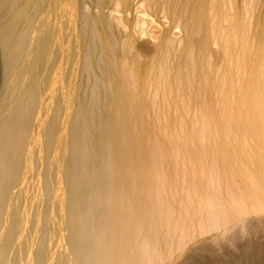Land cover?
<instances>
[{"label": "bare ground", "instance_id": "6f19581e", "mask_svg": "<svg viewBox=\"0 0 264 264\" xmlns=\"http://www.w3.org/2000/svg\"><path fill=\"white\" fill-rule=\"evenodd\" d=\"M0 60V264H264V0H0Z\"/></svg>", "mask_w": 264, "mask_h": 264}, {"label": "rangeland", "instance_id": "374dc122", "mask_svg": "<svg viewBox=\"0 0 264 264\" xmlns=\"http://www.w3.org/2000/svg\"><path fill=\"white\" fill-rule=\"evenodd\" d=\"M141 43H144V40H142ZM0 64H1V62H0ZM0 67H1L0 68V71H1L2 70V65H0ZM1 73H2V71L0 72V84H1V80H2L1 79V76H2ZM251 136L252 135H249L248 141H247L249 146H250V148H254V149L264 148V143H260L259 141H257L256 138L251 137ZM249 165H250V168L253 171L256 170V167L252 163H250ZM248 215H249V217H254L256 215V213L250 212ZM259 220L260 219L254 221L252 224H250L249 226L245 227V229H243L244 231H242L241 235H240L241 238L239 237V239L241 241L238 240L239 242H241L243 244L244 242L247 243V241H251L252 240L253 244H255V243L259 244L260 243L259 241L264 239V224H263L264 223V218L262 219V221L260 220L261 224L259 223ZM206 238H207V236L205 234H202L200 231H197L194 240L206 239ZM252 241H251V243H252ZM237 248H239V249H237ZM228 249H229V251H228ZM228 249L226 250V253L222 254L224 256V258L229 259L230 261H233V262L237 261L238 258L240 257L239 255H241V253H242V248L241 247H237L236 245L235 246L234 245H230ZM209 258H210V256H208V254H207V256L204 258V261H206L205 262L206 264H211ZM207 260H209V261H207ZM198 264H200V263H198Z\"/></svg>", "mask_w": 264, "mask_h": 264}]
</instances>
